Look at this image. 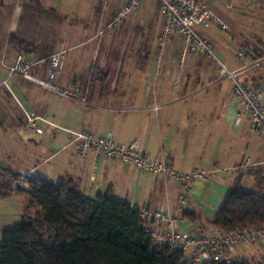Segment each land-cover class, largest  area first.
<instances>
[{"label": "crops", "instance_id": "0c3cea01", "mask_svg": "<svg viewBox=\"0 0 264 264\" xmlns=\"http://www.w3.org/2000/svg\"><path fill=\"white\" fill-rule=\"evenodd\" d=\"M121 2L123 0L118 4ZM208 2L213 9L222 4L219 0ZM59 6L51 0H0V166L19 174L29 173L33 179L56 181L70 177L90 196L109 193L140 210L163 208L178 219L181 229L216 231L212 219L231 189L244 178L250 181L254 177L253 182L259 187L264 179L260 170L242 167L247 157L253 161L264 160V140L257 143L251 136L248 142L238 139L254 132L248 119L235 123L240 103L232 79L221 73L217 62L220 59L230 70L241 69L242 62L235 56L234 48L241 43L243 35L253 34L254 27L236 30L233 39L218 34L217 24L215 31L200 27V34L214 48V55L191 54L184 64H181V53L185 42L176 34L166 47L159 69L157 36L164 16L158 2L153 0L132 13L136 15V27L147 26L157 14L161 18L152 60L144 64L148 56H142L141 50L146 41L134 44L131 49L132 39L127 31L119 37L120 59L115 61L112 70L105 51L113 43L117 24L109 27V23L119 5L98 15L99 8L95 5L89 11L95 15L90 14L80 25L86 30L91 21L95 22L94 43L91 38L82 39L79 29L68 34L66 20L57 25L58 30L68 35L72 42L69 45L77 46L67 52L58 83L79 88L86 99L61 97V100L51 91L21 77H9L5 66L12 64L20 53L28 58L43 59L60 48V42L55 40L54 45L40 50L32 33L43 22L41 15L54 8L64 12ZM12 37L27 44L19 45ZM66 41L63 40V46ZM239 76L255 81L260 78L252 69L240 70ZM99 77L106 78L108 86L104 90L91 85V81ZM27 114L40 117L41 133H19ZM84 129L96 136L110 133L115 140L126 144L138 139L141 149L151 157L166 160L181 171L202 170L205 178L195 180L189 205L179 209L182 184L176 179L141 171L119 160H108L94 150L86 157L79 155L73 134ZM238 169L245 172L237 173ZM28 200L27 193H14L0 199V208L6 206L0 211V218L4 214L5 219L20 218V221ZM12 204L18 208L12 209ZM185 210L193 212V217H184ZM2 230L0 228V242ZM239 252L252 264L258 261L264 264V256L247 253L244 246Z\"/></svg>", "mask_w": 264, "mask_h": 264}, {"label": "built area", "instance_id": "2783aa9c", "mask_svg": "<svg viewBox=\"0 0 264 264\" xmlns=\"http://www.w3.org/2000/svg\"><path fill=\"white\" fill-rule=\"evenodd\" d=\"M150 1L153 0H126L119 5L109 27L117 24L128 14ZM154 1L158 2L164 16L163 27L157 36L159 69L166 56V47L176 34L182 36L185 42L181 53V64H184L191 54L214 55L212 44L200 34L198 30L200 27H209V23H214L222 28L229 39L234 38L230 25L223 21L209 5V0ZM263 1L251 0L250 4L259 8V4ZM226 6L234 7L233 3H226ZM241 40V43L234 48L235 56L242 62L241 69L230 70L220 59H217V62L220 64L221 73L232 79L234 93L240 103L235 123L239 124L244 118L248 119L251 131L264 138V89L254 79H245L239 76L240 70H257L262 67L264 55L256 53L257 51L254 50L248 36L243 35ZM67 51L68 49L62 47L48 58L43 59L28 58L25 54L20 53L12 64L5 65L8 76L21 77L68 99L85 101L86 99L80 94L79 88H68L58 83V78L64 70ZM46 61H48V69L44 72L43 65ZM39 118L27 114L24 127L27 130L41 133L42 129L38 125ZM73 142L78 154L82 157H86L90 150H94L104 155L108 160H119L133 165L138 170L171 177L181 182L179 209H184L189 205L195 180L205 178L206 175L204 171L198 169L181 171L166 160L151 157L141 149L138 139H133L126 144L115 140L110 133L105 136H96L92 131L84 129L74 132ZM242 167L244 169L252 167L260 170L264 175V160L253 161L248 158ZM30 179L32 177L29 173H23L17 179L16 185L27 187ZM141 212L143 226L152 236L154 242L168 245L174 249H182L185 252L189 251L190 264H200L205 261L226 264L239 263L245 259L239 252L242 245L264 244V225L229 232L220 229L214 232L189 231L181 229L178 219L163 208L154 211L141 210Z\"/></svg>", "mask_w": 264, "mask_h": 264}, {"label": "trees", "instance_id": "16d2710c", "mask_svg": "<svg viewBox=\"0 0 264 264\" xmlns=\"http://www.w3.org/2000/svg\"><path fill=\"white\" fill-rule=\"evenodd\" d=\"M47 69L48 61L43 65L44 72ZM91 82L102 90L108 86L105 77ZM21 175L0 166V199L14 193L29 196L21 220L2 230L0 264H190L184 250L154 242L143 226L141 210L128 201L109 193L90 196L70 177L32 178L27 187H19ZM36 205L40 210L32 217L28 210ZM192 214L185 210L183 216ZM212 224L228 232L264 225V179L258 188L235 185ZM233 264L252 263L244 259Z\"/></svg>", "mask_w": 264, "mask_h": 264}, {"label": "rangeland", "instance_id": "374dc122", "mask_svg": "<svg viewBox=\"0 0 264 264\" xmlns=\"http://www.w3.org/2000/svg\"><path fill=\"white\" fill-rule=\"evenodd\" d=\"M51 1H56L57 3H59V5H61L59 6V9L64 11L65 13L60 12L57 8H54V10L52 9L48 13L41 15L43 17V22L40 21L41 24H38L37 28L32 32L36 36L35 41L36 43H38V47L40 50H46L47 47L54 45V41L57 40L60 42L59 49L64 47L68 49V51H70L74 48H77V46L71 47V45H69V44H72V42L69 40L67 34L65 35L64 32H62V30H58V27H57L58 23L62 25V23L63 22L65 23V20H66L65 28L68 34H70L72 31H77L79 29L81 30V33L83 34L81 37L82 39L91 38L90 41L94 43L93 39L96 38L95 22L93 23L91 21V23L87 26L86 30L84 26H80L86 22L85 18L88 16L90 17V14L92 16L95 15L93 13H89V11L91 12V8L93 9L95 5L98 6L99 10L97 11V15H98V12L100 14L101 11L103 12L106 11L108 13L110 10H113L115 6L123 4L126 0H123V2H121L120 4H118L119 0H51ZM219 1L220 2L222 1L221 2L222 4L220 6H217L214 10L221 17L223 21H225L227 24L230 25L231 30L233 32H235L236 30L242 31L251 26L252 27L250 29L252 30V28L254 27V29L252 30L253 34L247 35V36L249 37L250 42L253 43V48L255 51H257L256 53L258 55H261V54L264 55V16H263L264 1L263 3L259 4V8L252 6V4H250L251 0H242V1L241 0H219ZM226 3H233L234 7L229 8L228 6H226ZM132 13L124 17L114 27L115 34L112 36L113 43L108 48V51H105V53L107 52L110 57L108 63H109V68L112 70L114 69L115 61L120 59V49H119L120 47L118 45V41H119V37L122 35L121 33L123 32L128 31V34H130V38L132 39L131 42L133 44L131 49L134 48V44L137 46L138 42L141 44L143 43V41L144 42L146 41L144 43L145 45L143 46L141 50L142 56L143 55L148 56L147 59H145L144 64L150 62V60H152V56L154 55L153 46H155V40L157 36V35L155 36V34L159 30V23L161 21V18L157 14L155 15V17L151 19L150 23L147 26L136 27L134 24L136 22V15L134 16ZM107 17L108 15L103 20H106ZM23 24L24 22H21V25ZM215 25L216 24L214 23H209L208 28L212 31L213 30L215 31V27H214ZM216 26L219 27L218 34L225 35V37H227L226 33L222 30V28L219 25H216ZM92 27H93V31H90ZM60 28H62V26H60ZM141 32H143L142 34L144 35L140 37L139 34H141ZM67 39L68 41H66ZM43 40H48V41H43ZM63 40L66 41L64 46H63ZM148 43L151 44V47L150 45L148 46ZM256 72L258 73L260 77L259 81L257 82L260 83V85L264 89V64L262 65V67L257 69ZM50 93L54 94L55 96L54 95L53 96L56 97L57 99L58 98L61 99L62 97L58 95L57 93H54V92H50ZM18 131L21 135H29L31 134V132H34L31 130H27L25 127L23 128L20 127ZM250 136L257 143H261L262 140H264V138H262L260 135L256 133L249 134L248 136L247 135L238 136V139L242 142H248ZM24 139L27 141L26 138ZM252 143H254V141ZM33 147L39 148L38 145L37 146L33 145ZM25 148L26 147H24V149ZM52 148L54 149L55 146H53ZM27 149H30V148H27ZM236 172L242 173L245 171L242 169H238V171ZM253 181H254V177L251 178L250 181L247 180V178H244L240 182V185L245 189L258 188L259 187L258 184L254 183ZM14 206H15L14 204L11 205L12 209L18 208V205H16V207ZM35 208L40 210L39 205L32 206L28 210V214H30V216L32 217L35 216L36 214ZM5 209H6V206H1L0 211L3 212ZM24 212H25V209H24ZM4 217L5 216L3 214L1 215V218H0V228L1 229H4L5 227H9V226L16 224V222H19L18 220L20 219V218L18 220L5 219ZM242 246L246 247L247 253L251 254V252H254L258 257L264 256V244L250 243V244H246ZM186 254L187 256H189V251L186 252ZM247 256H250V255H247ZM258 262H255V264H261V262L260 263Z\"/></svg>", "mask_w": 264, "mask_h": 264}]
</instances>
